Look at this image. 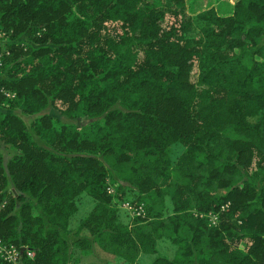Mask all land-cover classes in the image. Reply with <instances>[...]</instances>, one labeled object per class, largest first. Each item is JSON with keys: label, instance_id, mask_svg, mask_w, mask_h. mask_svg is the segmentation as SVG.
<instances>
[{"label": "trees", "instance_id": "1", "mask_svg": "<svg viewBox=\"0 0 264 264\" xmlns=\"http://www.w3.org/2000/svg\"><path fill=\"white\" fill-rule=\"evenodd\" d=\"M229 2L0 0V31L30 38L0 77V236L26 263L96 239L132 263L264 264V0ZM125 199L144 214L124 222Z\"/></svg>", "mask_w": 264, "mask_h": 264}, {"label": "rangeland", "instance_id": "2", "mask_svg": "<svg viewBox=\"0 0 264 264\" xmlns=\"http://www.w3.org/2000/svg\"><path fill=\"white\" fill-rule=\"evenodd\" d=\"M212 1H219L220 11L224 13H229L232 9V4L229 2V0H209ZM30 41L29 33L25 32L20 37H17L15 39L8 38L4 31H0V77L5 75V72L3 71L4 66L9 63V56L11 55V49L9 47V44L13 41ZM3 91H5V88H2ZM13 97L14 95H8ZM45 111L53 113L55 115H59V112L53 108L52 105H48L45 108ZM62 118L74 121L79 124H85L92 120L91 117H88L86 115H80L74 118L66 117L65 115H60ZM33 118L32 115H30L29 119ZM108 186L111 187V193L116 192V185L112 184L111 182L108 183ZM8 189L10 188V185L8 186ZM131 195H134L131 193ZM115 199V198H114ZM116 200V199H115ZM94 202H91L88 198L85 199L81 204L77 211V213L72 217V225L76 226L83 218L88 216L90 212L92 211ZM117 207H119V213L120 217L124 222H131L133 221V218L137 215L144 214L145 212V205L144 202L135 200V201H128V199L117 201L116 204ZM209 217L211 218V221L217 220V214L215 213H209ZM159 254H165L171 256L174 253L175 246L172 242L169 240H160L159 241ZM76 255L77 259L74 260L73 264H149L150 259L152 257V254L149 253H142L137 262H129L125 260L124 258L120 257L119 255L115 254L114 252L106 250L96 239L92 240L91 247L84 251L81 248L76 249Z\"/></svg>", "mask_w": 264, "mask_h": 264}, {"label": "built area", "instance_id": "3", "mask_svg": "<svg viewBox=\"0 0 264 264\" xmlns=\"http://www.w3.org/2000/svg\"><path fill=\"white\" fill-rule=\"evenodd\" d=\"M8 95H15L14 92L5 90ZM108 191L111 192V187L108 186ZM5 205V202H0V209ZM0 255L7 260L10 264H28L27 258H33L35 251L27 245H17L7 242L0 236Z\"/></svg>", "mask_w": 264, "mask_h": 264}]
</instances>
